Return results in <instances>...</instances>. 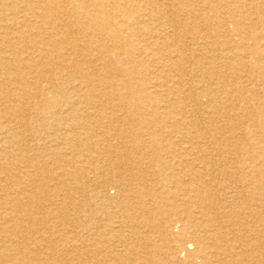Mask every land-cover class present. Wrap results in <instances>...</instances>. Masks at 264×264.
Returning <instances> with one entry per match:
<instances>
[{"label": "bare ground", "instance_id": "bare-ground-1", "mask_svg": "<svg viewBox=\"0 0 264 264\" xmlns=\"http://www.w3.org/2000/svg\"><path fill=\"white\" fill-rule=\"evenodd\" d=\"M98 255L264 264V0H0V264Z\"/></svg>", "mask_w": 264, "mask_h": 264}, {"label": "rangeland", "instance_id": "rangeland-1", "mask_svg": "<svg viewBox=\"0 0 264 264\" xmlns=\"http://www.w3.org/2000/svg\"><path fill=\"white\" fill-rule=\"evenodd\" d=\"M27 184L29 185L30 183L29 182H27V183H25L24 184V186L26 187L27 186ZM112 191H113V189H110L109 190V192H110V194H112ZM37 193H38V195L36 196V199H37V201H39L40 199H41V192L40 191H37ZM29 195H26L24 198H23V201H25V202H28V199H26V197H28ZM40 197V198H39ZM39 198V199H38ZM35 204H32V206H31V211H35V209H36V207L34 206ZM85 208H89V207H85ZM95 229H96V223H93V226L91 227V232H90V235L92 236V237H95ZM119 250V249H118ZM101 256H103V255H98V257H96V258H94L93 259V264H96V261H97V259L98 258H100ZM104 257V256H103ZM153 260H154V253H153ZM108 258H103V262L105 263V264H108ZM156 260V259H155ZM154 260V261H155Z\"/></svg>", "mask_w": 264, "mask_h": 264}]
</instances>
